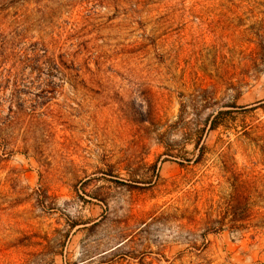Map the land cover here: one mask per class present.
Instances as JSON below:
<instances>
[{
    "label": "rangeland",
    "instance_id": "1",
    "mask_svg": "<svg viewBox=\"0 0 264 264\" xmlns=\"http://www.w3.org/2000/svg\"><path fill=\"white\" fill-rule=\"evenodd\" d=\"M0 264H264V0H0Z\"/></svg>",
    "mask_w": 264,
    "mask_h": 264
}]
</instances>
